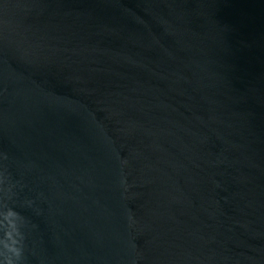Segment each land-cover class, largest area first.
I'll return each mask as SVG.
<instances>
[{"label": "water", "instance_id": "1", "mask_svg": "<svg viewBox=\"0 0 264 264\" xmlns=\"http://www.w3.org/2000/svg\"><path fill=\"white\" fill-rule=\"evenodd\" d=\"M8 261L264 264V0H0Z\"/></svg>", "mask_w": 264, "mask_h": 264}, {"label": "clouds", "instance_id": "2", "mask_svg": "<svg viewBox=\"0 0 264 264\" xmlns=\"http://www.w3.org/2000/svg\"><path fill=\"white\" fill-rule=\"evenodd\" d=\"M9 250L15 253L17 256L20 255L19 250L17 248H10ZM8 264H11V261H8Z\"/></svg>", "mask_w": 264, "mask_h": 264}]
</instances>
